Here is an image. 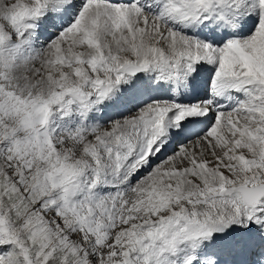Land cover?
<instances>
[{
  "label": "snow or ice",
  "instance_id": "snow-or-ice-1",
  "mask_svg": "<svg viewBox=\"0 0 264 264\" xmlns=\"http://www.w3.org/2000/svg\"><path fill=\"white\" fill-rule=\"evenodd\" d=\"M0 264H264V0H0Z\"/></svg>",
  "mask_w": 264,
  "mask_h": 264
}]
</instances>
